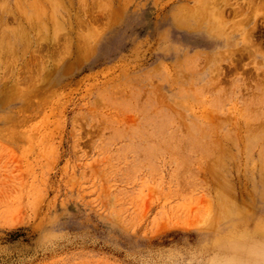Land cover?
<instances>
[{
	"label": "rangeland",
	"instance_id": "obj_1",
	"mask_svg": "<svg viewBox=\"0 0 264 264\" xmlns=\"http://www.w3.org/2000/svg\"><path fill=\"white\" fill-rule=\"evenodd\" d=\"M0 41V264H264V0H0Z\"/></svg>",
	"mask_w": 264,
	"mask_h": 264
},
{
	"label": "bare ground",
	"instance_id": "obj_2",
	"mask_svg": "<svg viewBox=\"0 0 264 264\" xmlns=\"http://www.w3.org/2000/svg\"><path fill=\"white\" fill-rule=\"evenodd\" d=\"M196 1H197V0H196ZM217 1H218V0H217ZM208 2H210V1H208ZM199 4H200V3H199ZM199 4H198V5H199ZM198 5H197V7L200 6V5H199V6H198ZM211 6H212V5H211ZM211 6H210V7H211ZM3 9H4V7H3ZM188 9H189V8H188ZM202 9H203V8L200 7V8H196V9H194V10H191L189 16H196L195 14L203 13V10H202ZM206 9H207V7H206ZM206 9H205V10H206ZM5 10H6V9H5ZM8 10H10V9H8ZM186 10H187V8H186ZM188 11H189V10H188ZM185 12H187V11H185ZM204 12H205V11H204ZM6 13H7V10H6ZM184 14H185V13H184ZM206 15H207V14H206ZM23 18H24V17H23ZM191 19H192V18H191ZM78 21H79V20H78ZM23 22H24V21H23ZM21 23H22V22H21ZM176 23H177L180 27H184V26H190V25H192V23H190L189 19H188L187 17H183V16H182V17H177V19H176ZM19 25H20V23H19ZM23 25H24V24H23ZM24 26H26V25H24ZM210 26H211V29H216V27L214 28L213 23L210 24ZM17 27H18V26H17ZM22 27H23V26H22V24H21V28H22ZM81 27H82V26H81ZM23 28H24V27H23ZM23 28H22V29H23ZM25 28H26V27H25ZM10 30H11V29H10ZM17 31H18V30H17ZM21 31H23V30H21ZM24 31H26V30H24ZM211 31H212V30H211ZM19 32H20V30H19ZM26 33H27V31L25 32V34H26ZM219 33H220V32H219ZM8 34H9V33H8ZM22 34H23V32L21 33V35H22ZM251 34H252V33H251ZM4 35H5V34H4ZM15 35H16V37H15ZM21 35H20V36H21ZM27 35H28V33H27L26 35L23 34L24 37H28ZM6 36H7V34H6ZM6 36H5V38H6ZM205 36H207V35L205 34ZM7 37L9 38V36H7ZM24 37H23V38H24ZM252 37H253V36H252ZM252 37H251V38H252ZM8 38H7V39H8ZM11 38H13V37H11ZM11 38H9V42H11V41L14 40V39H11ZM14 38H15V41H16V40L19 41V39H18V34H17V33L14 34ZM25 39H28V38H25ZM25 39H24V41H26ZM62 39H63V38H62ZM186 40H187V38H186ZM192 40H193V39H192ZM192 40L190 41V43H191V44H194V45H196V43H199V42H197V40L200 41L199 39H197V40L195 39V40H193V41H192ZM254 40H255V39H254ZM1 41H2V39H1ZM1 41H0V42H1ZM4 41H5V40H4ZM21 41H22V39H21ZM21 41H20V42H21ZM24 41H23V43H25ZM27 41H28V40H27ZM194 41H195V42H194ZM14 43H16V42H14ZM7 44H8V43H7ZM10 44H11V43H10ZM17 44H18V43H17ZM4 45H5V44H4ZM4 45H3V47H4ZM14 45H15V44H14ZM24 45H25V47H24ZM24 45H23V44L21 45L22 48L24 47L26 50H28V49L26 48L28 45H26V44H24ZM60 45H61V44H60ZM15 46H16V45H15ZM21 46H20V47H21ZM13 47H14V46H13ZM6 48H7V47H6ZM14 48H15V47H14ZM18 48H19V46H18ZM22 48H21V49H22ZM24 48H23V49H24ZM16 49H17V48H16ZM16 49H15V50H16ZM23 49H22V50H23ZM8 51H9V50H8ZM12 51H14V50H12ZM14 52H16V51H14ZM14 52H13L12 54H14ZM8 53H9V52H8ZM9 55H11V54H9ZM12 56H13V55H12ZM262 76H263V75H262ZM208 116H209V115H208ZM222 190H224V187L222 188ZM225 196H226V193H225V191H223V192H222V197H223V199L226 198Z\"/></svg>",
	"mask_w": 264,
	"mask_h": 264
}]
</instances>
